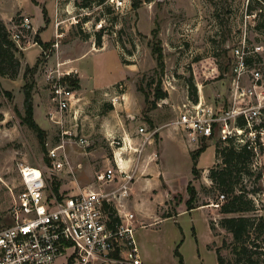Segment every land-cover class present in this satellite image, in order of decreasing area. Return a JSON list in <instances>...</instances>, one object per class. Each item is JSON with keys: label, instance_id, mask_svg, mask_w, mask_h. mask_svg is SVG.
Listing matches in <instances>:
<instances>
[{"label": "rangeland", "instance_id": "obj_1", "mask_svg": "<svg viewBox=\"0 0 264 264\" xmlns=\"http://www.w3.org/2000/svg\"><path fill=\"white\" fill-rule=\"evenodd\" d=\"M259 4V0H0V12L10 17L3 21L6 28L27 15L35 29V33L22 37L16 75L0 76V225L8 219L12 197L21 189L22 165L42 166L49 186L55 179L62 194H67L88 187L117 186V171L112 181L101 183L107 168L116 169L113 156L119 153L122 168L130 170L140 154L139 163L146 168L141 177H150L149 191L141 192L137 180L132 196L129 193L121 201L114 199L112 207L116 212L138 213L132 200L139 198L141 204H150V210L154 201H159L155 216L172 213L155 222L153 216L144 215L146 225L135 227L141 258L153 264H178L174 255L178 245L184 264H215V247L222 239L231 240L219 226L223 216L220 205L214 206L225 198L218 200L221 192L208 172L217 162L214 147L221 140H203L207 147L197 158L199 173L194 176L190 153L200 142L198 146L188 142L170 122L183 100L187 96L192 99L188 81L194 82L197 95L199 88L208 97L225 90L228 77H223L226 71H219L218 64L228 60L230 46L245 26L248 40L264 42V27L259 26L264 22V12L245 16ZM98 32L104 47L95 51L90 48ZM37 38L45 40L40 46L43 51L31 44ZM70 52L75 57L71 65L77 69L61 58ZM58 62L63 63L58 66L60 70L76 69L83 79V86L77 89L64 83L75 95L70 107L61 113L50 99L53 81L44 75L45 66L56 67ZM35 63L33 118L45 130L44 151L34 131L20 123L24 68ZM157 84L166 96L156 100ZM140 126L154 132L151 139L138 145L139 151L124 149L125 134L136 137ZM80 138L86 142L79 143ZM59 143L64 148L58 153L67 161L56 171L50 166L48 150ZM260 147L257 155L251 151L250 173L241 171L236 187L248 191L255 206L264 212V145ZM136 175L133 180L139 177ZM189 182L196 190V203L202 206L207 202L203 205L208 207L176 213L185 208ZM206 213L218 237L210 243ZM220 253L230 259L226 247H221ZM65 263V257H59L51 264Z\"/></svg>", "mask_w": 264, "mask_h": 264}, {"label": "built area", "instance_id": "obj_2", "mask_svg": "<svg viewBox=\"0 0 264 264\" xmlns=\"http://www.w3.org/2000/svg\"><path fill=\"white\" fill-rule=\"evenodd\" d=\"M259 1L258 8L246 13V18L264 12V0ZM7 31L18 48L27 32L35 33L27 15L12 22ZM248 33L245 26L230 46V68L222 74L228 77L225 90L208 97L199 88L196 100L187 96L178 106L170 124L182 131L188 142L198 146L204 139L231 140L256 155L264 145V42L253 44ZM31 44L37 42L32 40ZM61 64L44 68L46 80L53 81L50 99L58 113L70 107L75 95L61 80L77 73L76 69L60 70ZM49 115L53 119L54 113ZM137 132L142 135V144L154 133L143 126ZM85 142L79 139V143ZM126 144L130 148L127 140ZM63 148L59 143L48 150L50 166L56 171L67 161L58 153ZM113 162L116 169L107 168L101 183L112 181L117 171L122 180L116 187H88L67 194L55 192L52 183L49 186L42 166L22 165L21 189L8 208L11 222L0 228V264H51L59 257H65V264H145L134 241L133 213H116L115 220L109 214L114 199L127 196L134 172L122 168V159L118 161L116 156ZM224 198L220 193L218 200Z\"/></svg>", "mask_w": 264, "mask_h": 264}, {"label": "trees", "instance_id": "obj_3", "mask_svg": "<svg viewBox=\"0 0 264 264\" xmlns=\"http://www.w3.org/2000/svg\"><path fill=\"white\" fill-rule=\"evenodd\" d=\"M264 27V22L259 24ZM258 26V27H259ZM40 46L41 40H35ZM101 34L98 32L95 35L94 45L101 46ZM45 44V43H43ZM45 46V45H44ZM19 48L15 42L9 37V33L2 19H0V76L14 77L19 69V59L16 54ZM226 53L223 49L222 55ZM160 54L157 58L160 59ZM228 60L224 63L218 64L219 71H228L230 68ZM37 63L33 66H26L24 68V84H23V115L20 117L22 124L32 129L38 139L42 151H44L45 130L42 129L33 118L32 105V89H33V74L35 72ZM63 83L68 82L72 87L78 88V78L73 76H66L61 80ZM154 91L156 100L162 99L166 96V92L160 90L159 84ZM189 92L192 99L196 100L197 91L194 82L188 81ZM1 91V87H0ZM9 95V92L5 91ZM155 101L152 102L154 104ZM241 124V122H239ZM217 141L214 147V155L217 159L214 167L209 169V178L212 180L217 189L224 194L225 200L220 204L219 212L223 216L219 220V226L226 231L231 240L227 242L222 239L219 247H215L216 264H264V212L255 206L253 200L248 196V191L243 187L237 188L236 184L241 179V171L249 175L248 162L251 159V151L243 146H236L231 140L225 142ZM207 145L204 141L191 151L192 173L194 176L198 175L199 171L196 168V162L199 155L205 150ZM47 160V158H46ZM244 177V176H243ZM259 177V176H258ZM53 188L57 192L59 182L52 181ZM188 197L184 201L186 210L193 209L201 204L196 203V190L189 182L186 186ZM207 202L202 203L206 204ZM109 214L112 219H117L115 209L110 206ZM171 212H165L161 216L169 217ZM11 222L10 215L5 222L0 225V228L9 225ZM209 227L215 235V227L209 221ZM221 247H226L229 250L230 259H226L221 253ZM174 255L177 257L178 264H183L182 256L178 251V245L174 249Z\"/></svg>", "mask_w": 264, "mask_h": 264}, {"label": "crops", "instance_id": "obj_4", "mask_svg": "<svg viewBox=\"0 0 264 264\" xmlns=\"http://www.w3.org/2000/svg\"><path fill=\"white\" fill-rule=\"evenodd\" d=\"M0 19H2L5 23H6V20L8 19H10V17L8 16V17H5V16H3L2 15V13L0 12ZM31 19V18H30ZM32 21V20H31ZM45 41V40H44ZM44 41H42V43H44ZM36 46H39V48H40V50H41V47H40V45H37L36 44ZM90 46V45H89ZM104 46H100V47H95L94 46V44H93V46H92V48H90V49H92V50H95V51H97V50H101L102 48H103ZM25 50V48L23 49V51ZM66 51H68L69 49H65ZM40 52V51H39ZM24 53V52H23ZM58 55H59V52H58ZM61 58L62 59H64V60H69V64L68 65H70V66H72V67H74V68H76L75 66H73V65H71L72 64V62H73V60H74V55H72L71 54V52H70V55H61ZM27 63V62H26ZM26 65H28V66H32V65H29V64H26ZM77 69V68H76ZM77 73H78V70H77ZM77 78L79 79L78 80V82H79V85H80V87H82L83 86V79H82V76L81 75H79V73L77 74ZM36 115H35V112H34V117H35ZM35 120V119H34ZM42 128V127H41ZM176 128V127H175ZM43 129V128H42ZM176 129H178V128H176ZM179 130V129H178ZM123 143H124V149H126L127 150V144H126V140L129 142V144H128V146L130 147V150H132V152H135L136 150L137 151H139V149H137L138 147V145L140 146L142 143V135L141 134H137V136L136 137H130V136H128L127 134H125V136L123 137ZM135 144H137V145H135ZM134 145V146H133ZM134 149H136V150H134ZM116 156V155H115ZM148 157H151L150 155H148ZM138 162H137V164H135V166H134V168H133V170H134V174H133V176H132V180L130 181V185H129V187H128V191H127V196L129 195V193H131V196H132V192H133V185L135 184V181L137 182V180H139V188H140V191L141 192H146L147 193V191H149V188H150V184L148 183V180H149V176L148 175H143V176H148V177H146V178H144V177H141V174H143V172L146 170V168H144V167H142V164H140L139 163V161H140V159H142V157H141V155L139 154V156H138ZM136 159H137V157H136ZM145 160L147 159V161L149 162L150 160H148V158L146 157V158H144ZM127 170V169H126ZM129 170V169H128ZM127 170V171H128ZM130 170H132V169H130ZM139 172V173H138ZM140 174V175H136V174ZM153 173V172H152ZM157 173H159V172H157ZM156 173V174H157ZM135 175L136 176H139V177H137V179H135V180H133L134 179V177H135ZM153 176V175H152ZM121 177H120V179L119 180H117V183L119 184L120 182H121ZM117 184V185H118ZM114 187H116V186H114ZM114 187H112V188H114ZM109 189H111V188H109ZM57 190L59 191L60 190V187H59V185H58V188H57ZM74 192V191H73ZM73 192H71V193H73ZM123 199V198H122ZM121 199V200H122ZM124 199H125V197H124ZM120 200V201H121ZM119 201V200H118ZM133 201V204H134V207L136 208V209H138V213H135L134 212V210H130V211H121V212H119V211H117L116 212V210H115V212L119 215V216H121V215H123L124 213H128V212H131V213H133V215H134V219H133V224H134V226L135 227H137L138 225H146V221H144V219H146V217H144V215H147V216H153L154 217V221H152V222H155V220L156 221H159V220H161L162 219V217L160 216V217H158V216H155L156 214V211H157V208L159 207V205H160V203H159V201H154L155 202V205H154V209H148L149 208V206H150V204H148L147 206H146V204H141V202L139 201V198H137V199H135V200H132ZM152 200H150V202H151ZM152 204H153V202H152ZM208 206H206V205H202V206H198V207H195V208H193L194 210L195 209H206ZM115 209V208H114ZM192 209V210H193ZM191 210V209H190ZM186 211V208H181L180 210H177L176 211V213H182V212H185ZM159 215V214H158ZM165 218V217H164ZM206 219H207V213H206ZM207 221H208V219H207ZM151 222V223H152ZM149 224V223H148ZM208 225H209V221H208ZM134 231H135V229H134ZM207 240H208V242L210 243L211 241H217L218 240V237L216 236V235H214L213 233H212V231H211V229H210V227H209V235L207 236ZM134 241H135V239H134ZM207 242V243H208ZM208 243V244H209ZM207 244V245H208ZM135 245H136V241H135ZM137 247V246H136ZM137 250H138V248H137ZM138 253H139V250H138ZM139 256H140V253H139ZM140 258H141V256H140ZM141 260L145 263V264H153V263H151V262H149V261H144L142 258H141ZM184 264V263H183ZM216 264V263H215Z\"/></svg>", "mask_w": 264, "mask_h": 264}, {"label": "bare ground", "instance_id": "obj_5", "mask_svg": "<svg viewBox=\"0 0 264 264\" xmlns=\"http://www.w3.org/2000/svg\"><path fill=\"white\" fill-rule=\"evenodd\" d=\"M115 155H116L118 161H120L121 160V157L119 156V153H116ZM119 157H120V159H119Z\"/></svg>", "mask_w": 264, "mask_h": 264}]
</instances>
